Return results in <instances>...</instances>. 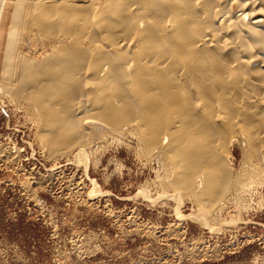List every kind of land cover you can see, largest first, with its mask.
<instances>
[{"label":"bare ground","instance_id":"6f19581e","mask_svg":"<svg viewBox=\"0 0 264 264\" xmlns=\"http://www.w3.org/2000/svg\"><path fill=\"white\" fill-rule=\"evenodd\" d=\"M0 96L51 159L130 135L205 222L264 180V0H0Z\"/></svg>","mask_w":264,"mask_h":264},{"label":"rangeland","instance_id":"374dc122","mask_svg":"<svg viewBox=\"0 0 264 264\" xmlns=\"http://www.w3.org/2000/svg\"><path fill=\"white\" fill-rule=\"evenodd\" d=\"M5 99L0 264H264V180L195 221L197 203L169 196L164 171L130 135L92 142L86 164L74 154L51 159L31 116ZM241 153L231 147L235 174Z\"/></svg>","mask_w":264,"mask_h":264}]
</instances>
